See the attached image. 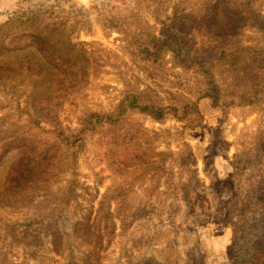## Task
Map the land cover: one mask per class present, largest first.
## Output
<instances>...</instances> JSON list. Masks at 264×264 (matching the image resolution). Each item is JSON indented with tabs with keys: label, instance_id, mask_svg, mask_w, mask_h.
<instances>
[{
	"label": "rangeland",
	"instance_id": "1",
	"mask_svg": "<svg viewBox=\"0 0 264 264\" xmlns=\"http://www.w3.org/2000/svg\"><path fill=\"white\" fill-rule=\"evenodd\" d=\"M213 4L229 15L214 14ZM253 10L264 15V0L9 4L0 33L38 37L37 58L51 57L42 72L64 73L67 88L52 92L21 60L0 63V264H241V254H255L264 103L241 98L262 88L255 72L224 61L232 49L245 57V48H264ZM224 18L232 35L214 27ZM147 33L182 59L168 47L159 53ZM210 73L222 90L214 103L204 97L216 98ZM131 96L179 110L160 120L128 110L78 133L85 115L115 111ZM46 112L53 125L31 122ZM25 135L43 151L41 163L8 178Z\"/></svg>",
	"mask_w": 264,
	"mask_h": 264
},
{
	"label": "trees",
	"instance_id": "2",
	"mask_svg": "<svg viewBox=\"0 0 264 264\" xmlns=\"http://www.w3.org/2000/svg\"><path fill=\"white\" fill-rule=\"evenodd\" d=\"M211 5V4H210ZM219 7V6H218ZM210 10L214 12L216 11V15H221L224 17V13L229 15L227 12L224 11L222 7L216 8V5L213 4L210 7ZM255 14V20L256 23L254 26L258 30V33H260L262 36H264V15H261L257 10L252 11ZM216 21V22H215ZM214 21V27L216 29H224L225 33L224 35L229 36L233 34V27L234 22L232 19L230 22L224 18V22L222 24H219L217 19ZM239 25L238 22L236 24ZM146 36L151 40L154 41V44H156V47H158L159 53L161 51H164L166 47L173 53L174 59H182V52L180 48H175L174 46L170 45L167 42L159 41L157 39H153V35L151 33H147ZM163 43V44H162ZM39 38L35 37L32 34H15L10 33L6 31H2L0 33V63H2L4 66H9L12 64V60H17L26 65L25 73L30 75H34L33 77L36 78L35 80H39L44 83L45 81L52 86V92L59 93L64 88L66 91V76L64 77V73L60 76L56 77H49L45 72H42L43 70H46V65L50 63L51 57L50 56H44V62L41 61V59H38L37 47L39 46ZM35 50L34 53L31 55H26L21 59H17L14 54L20 51H26V50ZM43 48V47H42ZM258 49H251V48H245L247 50L245 57L238 54V51L235 49H232L231 52L228 54L229 58L224 60L226 62L227 67L230 66L231 68H228L230 70H233L234 72H241L240 67L246 66L248 72H255V75L258 76L260 79H255L254 85L256 87L262 88L261 94H258L256 96H253V98L250 97H244L241 98L243 102L241 103H255L260 102V104L264 103V48L257 47ZM46 52V51H45ZM166 52V51H165ZM253 52V53H252ZM35 65H29L26 64V62H33ZM25 69V67H24ZM258 70V71H257ZM260 70H263V72H260ZM31 73V74H30ZM208 75V70L204 72ZM209 77H213L212 74H209ZM213 78L210 80V90L215 91L216 98L213 97V95L210 92V96L206 94L204 97H210L212 102L219 101L222 97L221 93L222 90L218 86L212 85ZM59 99V98H57ZM231 105V104H230ZM128 110H136L144 114H148L152 116L153 118H156L158 120L165 117V115L169 114L171 111H178L179 108H173L170 107H160L156 106L155 104L150 103H141L139 101V96H131L127 97L125 100H122L117 106L115 111H108L106 113H98L93 112L90 114H87L84 116V119L80 121V130L78 133L82 134V131L89 130L94 131L93 128H95L98 124L101 122L108 123L111 121L112 123L117 122L121 119H123L127 113ZM51 116H53L52 113L46 112L43 114L38 115V118H31V122H35L37 124L40 123V121H44L48 124L53 125V122L51 120ZM85 126L83 129L82 127ZM91 127V128H90ZM80 140V139H79ZM33 138H30L28 136H23V138L20 141L19 146L16 148V154L14 156L15 163L12 165L10 174L8 178L13 179V176L15 174H20L21 179H23V169L25 167L29 166V163L35 162L36 164H40L42 157L44 155L43 151L40 147H38V144L36 142H32ZM39 166V165H36ZM17 172V173H14ZM3 183H7V178H5ZM261 232H258L255 237V246L253 248V252L255 254H251L252 256H248L247 254H241L244 261L241 264H259L258 262L264 259V224L261 225L260 228ZM241 252H245L243 249Z\"/></svg>",
	"mask_w": 264,
	"mask_h": 264
},
{
	"label": "clouds",
	"instance_id": "3",
	"mask_svg": "<svg viewBox=\"0 0 264 264\" xmlns=\"http://www.w3.org/2000/svg\"><path fill=\"white\" fill-rule=\"evenodd\" d=\"M16 2V0H0V25L6 23L11 17L4 14L5 9L8 8L9 4ZM86 2L91 6V0H86ZM10 11L15 12V8H11Z\"/></svg>",
	"mask_w": 264,
	"mask_h": 264
}]
</instances>
